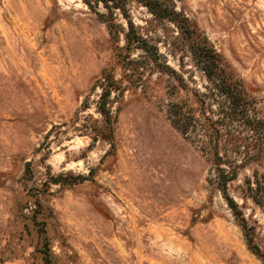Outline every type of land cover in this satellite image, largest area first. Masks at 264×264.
<instances>
[{
	"label": "rangeland",
	"instance_id": "374dc122",
	"mask_svg": "<svg viewBox=\"0 0 264 264\" xmlns=\"http://www.w3.org/2000/svg\"><path fill=\"white\" fill-rule=\"evenodd\" d=\"M174 2L264 120V0ZM129 10L151 53L115 48L80 0H0V264H44L45 242L53 264H264V199L244 182L257 170L264 196V167L228 184L234 216L209 156L172 123L198 111L203 73L173 24ZM102 69L111 141L99 134Z\"/></svg>",
	"mask_w": 264,
	"mask_h": 264
},
{
	"label": "trees",
	"instance_id": "16d2710c",
	"mask_svg": "<svg viewBox=\"0 0 264 264\" xmlns=\"http://www.w3.org/2000/svg\"><path fill=\"white\" fill-rule=\"evenodd\" d=\"M80 1L105 25L117 49H140L151 53L147 41L130 19V7L144 8L155 19L176 27L196 66L203 73L207 86L204 93L193 96L198 111L189 115L181 109L174 111L172 123L175 128H181L184 137L192 133L200 152L209 156V163L217 172L216 188L234 216H237V205L228 194V184L238 178L240 170L251 166L264 167V120L257 115L255 99L238 73L213 49L197 26L176 11L174 0ZM117 16L124 20L125 27L118 23ZM121 36L124 45L118 47ZM100 79L101 93L96 106L102 119L99 134L102 139L111 141L114 121L108 109V99L115 88L114 78L108 69H102ZM244 182L246 193L252 201L263 204L258 171L254 169L251 177L245 178ZM38 207L41 210L39 201ZM38 230L45 235L43 229ZM41 254L44 264H53L47 242Z\"/></svg>",
	"mask_w": 264,
	"mask_h": 264
}]
</instances>
